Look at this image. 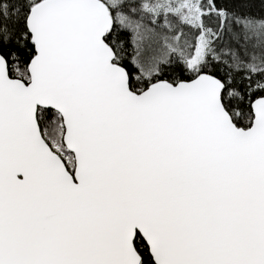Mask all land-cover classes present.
<instances>
[{"label":"snow or ice","instance_id":"6c2138e0","mask_svg":"<svg viewBox=\"0 0 264 264\" xmlns=\"http://www.w3.org/2000/svg\"><path fill=\"white\" fill-rule=\"evenodd\" d=\"M0 264H264V0H0Z\"/></svg>","mask_w":264,"mask_h":264}]
</instances>
